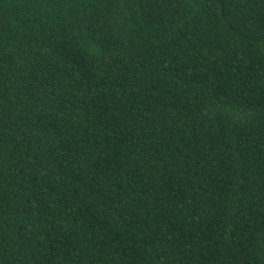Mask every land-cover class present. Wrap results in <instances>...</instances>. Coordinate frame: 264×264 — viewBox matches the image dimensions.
<instances>
[{"label":"trees","instance_id":"obj_1","mask_svg":"<svg viewBox=\"0 0 264 264\" xmlns=\"http://www.w3.org/2000/svg\"><path fill=\"white\" fill-rule=\"evenodd\" d=\"M0 264H264V0H0Z\"/></svg>","mask_w":264,"mask_h":264}]
</instances>
